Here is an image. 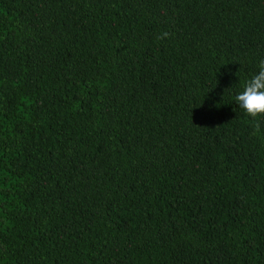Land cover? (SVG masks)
<instances>
[{"label":"trees","instance_id":"obj_1","mask_svg":"<svg viewBox=\"0 0 264 264\" xmlns=\"http://www.w3.org/2000/svg\"><path fill=\"white\" fill-rule=\"evenodd\" d=\"M261 61L264 0H0V264H264Z\"/></svg>","mask_w":264,"mask_h":264},{"label":"clouds","instance_id":"obj_2","mask_svg":"<svg viewBox=\"0 0 264 264\" xmlns=\"http://www.w3.org/2000/svg\"><path fill=\"white\" fill-rule=\"evenodd\" d=\"M234 103L253 118L264 116V61H261L258 71L240 85Z\"/></svg>","mask_w":264,"mask_h":264}]
</instances>
